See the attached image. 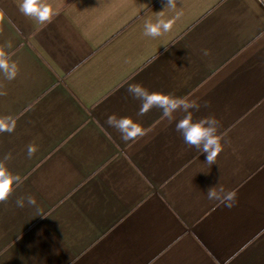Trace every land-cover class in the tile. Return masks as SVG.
I'll list each match as a JSON object with an SVG mask.
<instances>
[{
  "label": "crops",
  "instance_id": "crops-1",
  "mask_svg": "<svg viewBox=\"0 0 264 264\" xmlns=\"http://www.w3.org/2000/svg\"><path fill=\"white\" fill-rule=\"evenodd\" d=\"M47 2L59 14L41 25L0 0V46L19 67L0 73V117L17 122L0 158L24 180L0 203V264H264V0H177L182 17L155 39L144 24L175 15L166 0ZM137 83L219 120L216 164L160 109L137 115ZM113 114L145 135L123 141ZM215 185L234 207L207 198ZM26 195L35 207L16 206Z\"/></svg>",
  "mask_w": 264,
  "mask_h": 264
},
{
  "label": "clouds",
  "instance_id": "clouds-1",
  "mask_svg": "<svg viewBox=\"0 0 264 264\" xmlns=\"http://www.w3.org/2000/svg\"><path fill=\"white\" fill-rule=\"evenodd\" d=\"M19 12L35 22L45 25L50 24L59 13L47 0H20L18 4ZM164 9H177V0H166ZM183 15L182 10H176L172 18H165L163 11L159 12L156 20H148L144 24V35L150 38H158L164 33L169 32L174 23ZM7 49L12 48L11 42L6 44ZM5 46H0V73H3L5 79L12 81L16 79L19 73V67ZM204 51V55H208ZM127 92L135 99L141 101L138 116L147 114L153 108H158L162 116L169 122L175 121V130L182 136L183 141L189 147L197 149L200 153H206V163L211 167L216 164L217 157L224 150V139L219 133L221 127L219 120L215 116H206L201 119H194L193 112L199 111L200 103L195 99L187 97H176L170 93H161L150 91L141 84H129ZM6 91H0V95H6ZM207 106V104H205ZM183 115L177 119V113ZM16 119L12 116L0 117V134L13 133L16 129ZM106 124L117 130L121 139L125 142L136 141L145 135L142 126L130 117L117 116L115 114L108 116ZM38 151L35 144L27 146V156L31 158ZM12 159L11 152H8L0 158V203H5L19 189L24 180L21 175L14 173L8 167V161ZM218 185V184H217ZM217 185L210 187L206 194L210 201H216L226 208H232L237 202L235 191L225 190ZM16 206L24 208L27 206L35 207L37 201L34 196H21L15 201Z\"/></svg>",
  "mask_w": 264,
  "mask_h": 264
}]
</instances>
